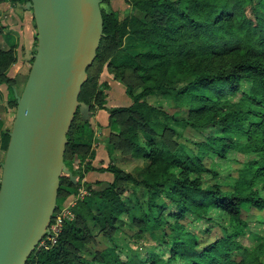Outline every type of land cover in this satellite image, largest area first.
Listing matches in <instances>:
<instances>
[{
	"label": "trees",
	"instance_id": "16d2710c",
	"mask_svg": "<svg viewBox=\"0 0 264 264\" xmlns=\"http://www.w3.org/2000/svg\"><path fill=\"white\" fill-rule=\"evenodd\" d=\"M25 1L11 0L20 5ZM131 1L136 12L127 14L122 20L101 8L104 34L95 59L112 46L110 65L113 68L133 67L142 80L140 86H127L131 103L111 108L110 116L118 112L126 115L127 124L117 135L128 142L136 157L147 162L149 178L163 177L161 182L148 177L140 179L149 191L148 203L160 210L172 203L178 208L174 212L176 216L191 212L196 219L209 218L208 207L215 206L226 212L234 225L230 229L223 223L221 235L200 249L197 247L200 240L197 233L188 230L184 236H178L167 234L163 229L167 236L159 240L168 244V259L181 257L188 264H264L258 252L240 249L234 239L235 234L241 231L242 204L264 209V0ZM3 28L0 24V34ZM14 60L10 46L8 49L0 47V76L11 82V88L15 79L3 75V71ZM169 72L178 77L188 76V81L176 90L182 99L188 101L190 108L189 116L181 122L212 130L203 139L192 142L202 155L171 150L166 142V131L171 129L166 121L169 115L145 101V97L154 90L163 93L169 90L162 81ZM243 81L249 82L251 87L240 90ZM85 85L86 80L79 99L91 103L92 98ZM194 87L201 91H193ZM230 93H240L241 96L232 103L222 100ZM77 115L79 121L76 120ZM86 123L87 119L76 111L67 133L65 151L72 154L89 152V136L83 131ZM2 125L0 119V146L5 152L9 129H2ZM141 130L148 134L144 143L139 140ZM231 147L250 151L253 156L245 160L231 185H204L201 173L217 174L204 164L205 154L214 151L225 156ZM101 168L111 171L113 179L101 188L88 183L89 195L97 201V206L93 207L88 199H80L84 213L64 217L56 242L38 250L34 257L36 247L26 264H90L81 252L87 249L94 237V228L111 236V230L118 226L116 222L122 220L121 214L128 213L118 189L119 181L138 182L131 172L124 171L115 163ZM90 169L93 167L85 165V171ZM81 176L73 182L68 174L63 173L58 194L64 179L68 185L77 187ZM159 197L160 202H157ZM79 214L84 215L81 220H78ZM146 220L161 223L155 214ZM117 248L114 243L102 249L109 258L101 264H128L118 253L110 254ZM231 248L239 251L233 256L229 251ZM129 260L132 264H147L138 258ZM156 260L152 259L148 264H154Z\"/></svg>",
	"mask_w": 264,
	"mask_h": 264
},
{
	"label": "rangeland",
	"instance_id": "374dc122",
	"mask_svg": "<svg viewBox=\"0 0 264 264\" xmlns=\"http://www.w3.org/2000/svg\"><path fill=\"white\" fill-rule=\"evenodd\" d=\"M101 8L106 12L113 13L119 20H122L127 14L136 12L131 0H102ZM29 22L30 27H32V41L30 45L26 46L25 38L27 37ZM0 24L4 27L2 34H0V47L8 49L10 46L15 56V60L3 71V75L9 76V73L12 74V78L15 79V85L20 91L28 74L32 53L35 50V25L32 11L31 9L23 8L20 4L12 3L11 0H2L0 1ZM112 55V46H110L97 59L92 61L88 67L85 89L92 98L90 103L92 112L94 113L98 108H102L109 113L108 129L104 134V138L114 151V156H111L110 160L114 161L124 171L131 172L138 182L123 179L119 181L118 189L124 203L128 207V213L123 212L121 214L122 220L116 222L118 226L116 229L111 230V233H113L111 236H107L94 228V237L91 238L87 249L81 253L86 256V260H89L90 264H101V262L107 261L109 258V254L107 252L102 253L103 251L101 250L109 248L115 243L118 248L115 252H110V254L118 253L122 259L127 260L128 264H132L129 259L132 260L133 258L146 261L145 263L147 264L156 258L157 260L154 264H188L189 262L181 257H176L174 260L168 259V244L167 242H161L159 238L164 239L169 233L184 236V233L188 230L193 231L200 236V240L197 242V247L200 249L203 245L210 243L221 235V225L223 223H226L230 229L234 228V225L232 226L230 223L232 220L229 215L215 206L208 207L207 216L209 218L196 219L191 212L176 216L174 212L178 208L172 203L167 204L163 210L148 203L150 194L140 179L148 177L149 180L155 179L161 182L163 177L155 176L149 178L146 171L147 162L141 157H136L132 153L128 142L117 135L120 134V130L127 124L126 115L118 112L110 116L111 108L116 109L119 106L131 103L132 100L127 94V86H140L142 80L133 67L121 66L113 68L109 63ZM218 55H221V53ZM162 81L167 84L169 90L164 93L154 90L145 97V101L157 106V108L159 107L160 110L165 111L169 115L166 121L170 124L171 129L166 131L167 145L171 150L187 151L193 155H197V153L202 155L192 142L203 139L212 130L206 126H199L200 128H198L181 122L182 119L189 116L190 108L188 101L182 99L176 93V90L188 81V76L178 77L169 72L162 77ZM10 83L3 79V76H0V119L3 121L2 129H10L15 113V96ZM250 87L251 84L249 82L243 81L240 90H247ZM193 91L201 90L194 87ZM240 96V93H230L224 95L222 100L232 103L238 100ZM101 105L103 106L101 107ZM77 117L78 115L76 120L79 121ZM139 136L141 143H144L148 134L141 130ZM86 154L84 152L72 154L65 151L64 159L67 167L74 170L73 174L77 178L81 174L82 176L77 187L68 185L67 180H63L62 189L57 198V206L52 216V225L56 224L58 218L63 219L64 216L75 217L77 212L84 213V209L79 203L80 199H88L93 207L97 206V201L89 195L88 183L90 182L83 179V171L85 165H87L83 163ZM3 156L4 149L3 146H0V162ZM251 156L253 154L250 151L234 147L229 148L225 156H220L214 151H208L203 158L204 164L217 171V174L201 173L203 184L217 183L223 187L231 185L230 183L239 168ZM104 185L100 183L96 188H101ZM160 199V197L157 198V202H160ZM152 214L158 215L161 223L145 221ZM82 216L84 215L79 214L78 220H81ZM239 222L242 223L241 231L240 233L238 232L239 234H235V241L242 250L258 252L259 258L264 263V209L259 210L248 203H243ZM163 229L167 230V234L164 235ZM55 242L53 235L46 236L38 244L34 257L37 256L38 250L49 247ZM229 251L234 256L239 250L231 248Z\"/></svg>",
	"mask_w": 264,
	"mask_h": 264
},
{
	"label": "water",
	"instance_id": "95a60500",
	"mask_svg": "<svg viewBox=\"0 0 264 264\" xmlns=\"http://www.w3.org/2000/svg\"><path fill=\"white\" fill-rule=\"evenodd\" d=\"M102 0H26L35 23V50L24 85H15V113L0 175V264H26L49 232L60 177H77L64 159L79 99L104 34Z\"/></svg>",
	"mask_w": 264,
	"mask_h": 264
},
{
	"label": "crops",
	"instance_id": "0c3cea01",
	"mask_svg": "<svg viewBox=\"0 0 264 264\" xmlns=\"http://www.w3.org/2000/svg\"><path fill=\"white\" fill-rule=\"evenodd\" d=\"M31 32L32 27H30L29 22L27 27V37L25 38L26 46L30 45V42L32 41ZM9 76L12 77L13 75L9 73ZM109 118V113H107L105 109L98 108L92 113L90 119L87 120V123L83 127V131L89 136L88 138L91 144L83 163L93 167V169L87 171H85L84 168L83 179L89 181L94 188L99 186L100 183L106 185L107 182L113 179L111 171L103 170V168H101L109 163H114V161L110 160V157L114 156L113 148L108 145V141L104 138V134L108 129Z\"/></svg>",
	"mask_w": 264,
	"mask_h": 264
},
{
	"label": "built area",
	"instance_id": "2783aa9c",
	"mask_svg": "<svg viewBox=\"0 0 264 264\" xmlns=\"http://www.w3.org/2000/svg\"><path fill=\"white\" fill-rule=\"evenodd\" d=\"M62 222H63V219H61V218H58V221L56 222V224L52 225L51 222H50V224H49V232H48L49 234L48 235H53L56 238L57 232L61 229ZM45 248H47V247H45Z\"/></svg>",
	"mask_w": 264,
	"mask_h": 264
},
{
	"label": "flooded vegetation",
	"instance_id": "af4514ba",
	"mask_svg": "<svg viewBox=\"0 0 264 264\" xmlns=\"http://www.w3.org/2000/svg\"><path fill=\"white\" fill-rule=\"evenodd\" d=\"M88 120V119H87Z\"/></svg>",
	"mask_w": 264,
	"mask_h": 264
}]
</instances>
